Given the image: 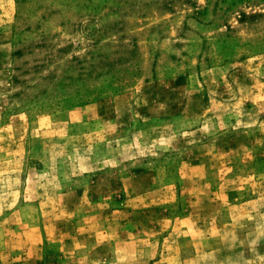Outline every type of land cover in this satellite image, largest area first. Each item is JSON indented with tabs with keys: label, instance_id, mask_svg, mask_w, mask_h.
Listing matches in <instances>:
<instances>
[{
	"label": "rangeland",
	"instance_id": "rangeland-1",
	"mask_svg": "<svg viewBox=\"0 0 264 264\" xmlns=\"http://www.w3.org/2000/svg\"><path fill=\"white\" fill-rule=\"evenodd\" d=\"M0 264H264V0H0Z\"/></svg>",
	"mask_w": 264,
	"mask_h": 264
}]
</instances>
